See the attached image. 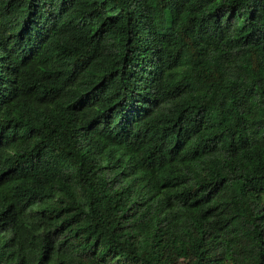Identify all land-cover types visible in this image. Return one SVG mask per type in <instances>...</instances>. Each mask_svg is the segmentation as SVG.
Masks as SVG:
<instances>
[{
    "label": "trees",
    "instance_id": "trees-1",
    "mask_svg": "<svg viewBox=\"0 0 264 264\" xmlns=\"http://www.w3.org/2000/svg\"><path fill=\"white\" fill-rule=\"evenodd\" d=\"M0 264H264V0H0Z\"/></svg>",
    "mask_w": 264,
    "mask_h": 264
}]
</instances>
